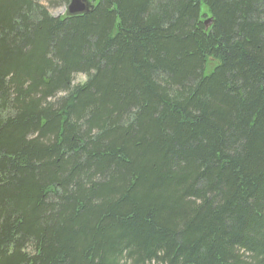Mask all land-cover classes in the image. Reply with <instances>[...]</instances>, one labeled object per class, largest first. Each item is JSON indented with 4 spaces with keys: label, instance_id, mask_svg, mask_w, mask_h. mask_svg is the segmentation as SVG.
<instances>
[{
    "label": "trees",
    "instance_id": "1",
    "mask_svg": "<svg viewBox=\"0 0 264 264\" xmlns=\"http://www.w3.org/2000/svg\"><path fill=\"white\" fill-rule=\"evenodd\" d=\"M89 1L0 0V264H264V0Z\"/></svg>",
    "mask_w": 264,
    "mask_h": 264
},
{
    "label": "rangeland",
    "instance_id": "2",
    "mask_svg": "<svg viewBox=\"0 0 264 264\" xmlns=\"http://www.w3.org/2000/svg\"><path fill=\"white\" fill-rule=\"evenodd\" d=\"M37 1L40 3V5L44 6L47 9L48 13L52 17L57 18V17H63L65 15H67V6L69 5L70 0H69L68 4H63L60 2V0H37ZM87 2L90 5V1L87 0ZM204 16H205L204 22L207 20H210L208 25L203 23L205 26V29H208L212 20L207 14H205ZM85 80H86V76L77 75L73 79V84L74 85L82 84V83H84Z\"/></svg>",
    "mask_w": 264,
    "mask_h": 264
},
{
    "label": "water",
    "instance_id": "3",
    "mask_svg": "<svg viewBox=\"0 0 264 264\" xmlns=\"http://www.w3.org/2000/svg\"><path fill=\"white\" fill-rule=\"evenodd\" d=\"M90 5L87 0H70L69 5L67 6V15L68 16H77L88 12ZM210 20L204 22L208 25Z\"/></svg>",
    "mask_w": 264,
    "mask_h": 264
}]
</instances>
